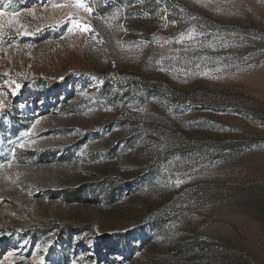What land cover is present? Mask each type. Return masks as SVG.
<instances>
[{
    "label": "rangeland",
    "instance_id": "obj_1",
    "mask_svg": "<svg viewBox=\"0 0 264 264\" xmlns=\"http://www.w3.org/2000/svg\"><path fill=\"white\" fill-rule=\"evenodd\" d=\"M76 3L4 9L0 264H264V0Z\"/></svg>",
    "mask_w": 264,
    "mask_h": 264
},
{
    "label": "snow or ice",
    "instance_id": "obj_2",
    "mask_svg": "<svg viewBox=\"0 0 264 264\" xmlns=\"http://www.w3.org/2000/svg\"><path fill=\"white\" fill-rule=\"evenodd\" d=\"M11 4V0H8V3H6L4 5V9H6L9 5ZM57 7H61V5H56ZM72 7H83L85 11L87 12H91L92 9L89 7H86L83 4V0H77V3L72 5ZM4 9H0V35H2V29L4 27V25H8L9 27L15 25L18 23V21L16 20V17L19 15V13H11L8 14L6 11H4ZM72 23V24H77L78 21L74 18L73 14L69 13V20L66 21L65 23ZM17 31L19 32V29H17ZM82 31L85 32H90L92 31L91 27L89 25H84L82 28ZM24 35H28L29 33L24 32ZM189 38H191V34H189ZM181 39H183V36L181 37ZM21 87L20 84H15V88L11 91V95L15 96L17 95V90ZM4 95V93L2 91H0V96ZM5 106V102L4 100L0 99V109H3ZM37 123H39V121H37ZM33 127H35V125H33ZM23 135H27V133H22ZM10 143H12L10 141ZM18 146L21 149H24L25 147H27L28 145L25 144V142H23L22 140L18 143ZM13 156L15 155V149L11 150ZM12 167V161H7L5 164H0V168H11ZM17 179H19V174L17 175ZM13 183H15V181H13ZM181 183V181H177L176 184L177 186H179V184ZM3 197H0V200H2ZM9 255H13V253H9ZM72 264H76L75 260L72 262Z\"/></svg>",
    "mask_w": 264,
    "mask_h": 264
}]
</instances>
